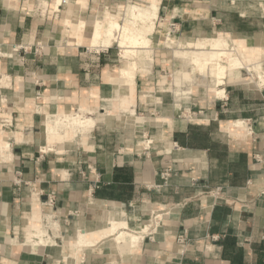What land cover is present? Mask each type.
Here are the masks:
<instances>
[{
	"label": "crops",
	"instance_id": "obj_1",
	"mask_svg": "<svg viewBox=\"0 0 264 264\" xmlns=\"http://www.w3.org/2000/svg\"><path fill=\"white\" fill-rule=\"evenodd\" d=\"M56 1L0 0V138L9 143L0 150V264H264V86L225 77V98L200 100L183 85L151 84V67L120 87L111 81L119 47L87 39L95 20L129 0ZM156 1L155 47L171 25L173 45L219 35L264 45V0ZM80 19L76 44L65 21ZM156 50L153 60L175 57ZM123 96L133 112L118 105ZM80 108L95 122L85 136L49 142L46 121ZM234 120L243 131L228 130ZM50 192L53 207L42 203ZM111 214L138 242L120 250L110 236L75 253L78 230L100 229Z\"/></svg>",
	"mask_w": 264,
	"mask_h": 264
},
{
	"label": "bare ground",
	"instance_id": "obj_2",
	"mask_svg": "<svg viewBox=\"0 0 264 264\" xmlns=\"http://www.w3.org/2000/svg\"><path fill=\"white\" fill-rule=\"evenodd\" d=\"M58 1L60 3L62 0H57L56 3H58ZM158 8L159 7L156 0H147L145 1V3L141 5L130 3L126 5L123 10V16H125L127 20L126 25L125 24L122 25L119 22H117L119 19L117 20V17L115 19L114 13H110V12L109 13L107 12L102 19L95 20L92 24V28L90 30L89 37L87 39L88 46L95 48L109 47L111 46L113 41H115L117 46L120 48V56L126 59L124 64L118 67L117 75L111 77V81H113L114 83H117L121 79L122 84L119 85L120 87H124V88L129 87L130 89H132L135 82L134 79H135V71L137 69V61L136 60L130 61L128 60L129 57L132 56L137 57L139 62L138 69L140 72L143 71L144 68L147 69L150 68L152 61V56L150 52L152 51L149 49V44H150L149 34H151L154 31L155 20L158 16V10H159ZM66 23L67 25H69L71 29V34L76 37V44H80L81 42L80 32L78 33L77 30L82 28L83 30L85 29L86 27L85 21L81 19L75 22H70L69 20H66ZM166 37H167L166 38L167 43L169 44L176 43L174 42V40L170 39L169 33L166 35ZM228 38L229 37L226 35H223V37L217 36V37H209V38L208 37L199 38V39L187 41L186 43H184V47H182V45L181 46L179 45L181 43H177L176 44L177 46L175 48V53L176 55H179L181 53L188 52L191 49H204V48L206 49V47H209L210 51L206 56H204L203 58L196 56L194 57L196 61L194 63L196 64L200 63L201 65L200 64L198 65H200L201 67L198 68L201 69L202 66L204 67L205 65L211 63L210 61L211 59L215 58L217 61L218 60L221 61L223 58H227L228 60L227 65L216 62V69L214 71V77L216 79L215 85L220 86L224 83V79L226 77L228 70H239L246 67V66L244 67V64L246 62H244L243 64L242 62L243 60L239 59V57L230 56L231 54L230 51L234 50L235 47L232 49L227 48ZM181 48L184 49L181 50ZM247 48L248 50H250V52L245 51L247 52L244 54L246 60L247 59L252 60L253 58L259 57L260 55L264 57V47H262L260 51L254 50L253 46L251 45H249ZM262 56H260L259 58L260 60ZM257 62H259V60ZM246 69H248V67H246ZM256 69H257L256 75L259 82H262L264 84V70H260L261 69L260 65H256ZM222 91L223 89L217 90V95H219L220 92ZM118 103H119L118 105L124 109L130 111L133 110L132 108H130L131 104L133 103L132 96L130 97L123 96L122 98L119 99ZM79 111L76 112L62 111L55 114L53 118H50L46 121L45 131L49 142L52 141L54 138L59 139V137L57 136L58 135L57 131L59 129H64L65 134L69 133L71 134V137L78 135L84 137V133L87 130V128L94 125L95 122L94 119L86 118L83 115H81ZM138 120H141V118L138 117ZM243 129H244V125L241 120H234L232 122H229L228 130L230 132H234V133L241 132L243 131ZM8 146L9 143L6 140L0 138V150L3 148H7ZM46 149L47 148H44L43 150L45 151ZM119 214L117 216L111 214V216H109L108 219H106L107 220L106 225L100 229L97 230L79 229L78 233L76 232L77 234L74 237V240L73 239L69 240V246L73 248L74 252L76 253L78 250L76 249L77 247L79 248L83 246H92L98 240L106 236L108 237L113 236L112 240H114L115 244L118 246L120 250H123L125 246H129V245L134 246L142 235L140 236L139 234H137L136 231L130 230L126 219L124 217H121V215ZM32 215L33 218L35 219V222L32 224V228L34 229L33 230L34 232L32 234L36 236H41L45 233V230L42 229L39 224L40 211L34 209ZM146 227L147 224L144 225L142 229ZM40 242L42 243L43 240L40 239Z\"/></svg>",
	"mask_w": 264,
	"mask_h": 264
},
{
	"label": "rangeland",
	"instance_id": "obj_3",
	"mask_svg": "<svg viewBox=\"0 0 264 264\" xmlns=\"http://www.w3.org/2000/svg\"><path fill=\"white\" fill-rule=\"evenodd\" d=\"M60 3L58 1V3H56V4L59 5ZM130 3H135V4H139V5L143 4V2H141V1L139 2V0H129V1H126L123 4V6H121L119 8V10L114 12L115 19L117 17V20L119 19L117 22H119L122 25H124V24L126 25V23H127L125 16H123V10H124L125 6L130 4ZM65 23H66V21H65ZM91 28H90V30H91ZM81 30L83 31V28L78 29L77 31H78V33L80 32V37H81V41H82V36H81L82 31ZM168 31H170V30H168ZM152 33L149 35L151 36ZM167 34H168V32H167ZM219 37H223V35H219ZM227 43H228L227 44L228 49H232L235 47L234 50H231V51L228 50L231 53L230 56L239 57V59L243 60L242 61L243 64H244V62H246L244 64V67L245 66L248 67V69H246V67H245V68L239 69L238 71L228 73L226 76V80H228V83H230L231 85H238V84H244V85L250 84V85H252L254 83H258L259 85L264 86V84L262 82H259L257 75H256V71H257L256 65H260V68H261L260 70H264V57L262 55H260V56H262L261 60L259 59L260 56L257 58H253L252 60H248V59L246 60V57L244 56V54L247 52H250V50H248V48H247L249 45H245V44L241 43V41L234 40V39H232L231 41H229L227 39ZM112 44L117 45L115 41H113ZM173 44H169V43L162 44L161 43V45H157L155 47L154 45L151 44V39H150L149 49L152 51V52H150V54L152 56L150 68L152 67L155 70L153 72L155 78H153L151 80L152 81L151 84L162 85L164 87H167L168 90H171L172 86H175V85L176 86H182L183 85L185 97L191 96L194 93V96L199 97L200 100L206 99L208 97L222 98V99L225 98V90L220 92L219 95H216L217 90H221L224 88L225 79H224V83L222 85L216 86L215 85L216 79L214 77V71L216 69V62L227 65L228 64L227 58H223L221 61L220 60L217 61L215 58L211 59L210 60L211 63L205 65L204 67L202 66V69H201V68H198V67H201L200 63H198L200 65L194 63V62H196L194 57L196 56V57H202L203 58L210 51L209 47H206V49L205 48L204 49H191L188 52L179 54L180 55L179 56V55H176V53H175V48L177 45H173ZM179 45L181 46V44H179ZM36 46L39 47V49L37 50V48H35L34 51L38 52L41 49L40 44H38ZM87 46H88V44H87ZM168 46L173 47L172 49H174V51L171 50ZM161 47L167 48V51H169L170 54L173 52L175 54V57L174 58L172 56L168 57V61L156 60V59H158V57H155V60H153V55H152L153 49L155 48V51L157 52L158 50H156V49L157 48L161 49ZM182 47H184V46H182ZM262 47H264V45L261 46V45L257 44V45L253 46V49L260 51V49ZM89 48H95V47H89ZM96 48H99V47H96ZM183 49L184 48H181V50H183ZM164 50H166V49H164ZM118 51H120V48L118 49ZM245 51H247V52H245ZM238 52H239V54H238ZM199 53H200V56H199ZM128 60H130V61L136 60L137 61V69L135 71V75H136V73L139 71V69H138L139 68V62H138L137 57L132 56V57H129ZM258 60H259V62H257ZM125 61H126V59H124L120 56V62L117 64V66L114 67L115 75H117L118 67L122 66ZM150 68L149 69L144 68L143 71H141V72L139 71L141 73L140 76L144 77V74L147 73V71L150 70ZM141 80L145 81L143 79H141ZM115 84L121 85L122 84L121 79ZM116 101H118V100H116ZM79 112L81 115H83L86 118L92 117L91 114L83 113L84 112L83 108H80ZM131 112H133V110ZM182 112H185V114H189L190 116L193 115L192 111L191 112L188 110L184 111L183 108H180L179 110H177L178 114H182ZM152 122H154V121H152ZM88 128H87V130H88ZM86 131L84 133V136L86 134ZM57 132H58L57 136L59 137V139L64 138V137L66 139L72 138L71 134H69V133L65 134L64 129H59ZM244 132L246 133L247 130L245 129ZM46 196H47V194H45V198L42 200L43 204H44V201L46 200ZM53 206H54V204H53ZM34 209L39 210L36 206H34L33 210ZM143 229H145V228H143ZM106 237H108V236H106ZM111 237L113 238V236H111ZM103 238H105V237H103ZM76 249H78V247Z\"/></svg>",
	"mask_w": 264,
	"mask_h": 264
},
{
	"label": "built area",
	"instance_id": "obj_4",
	"mask_svg": "<svg viewBox=\"0 0 264 264\" xmlns=\"http://www.w3.org/2000/svg\"><path fill=\"white\" fill-rule=\"evenodd\" d=\"M174 29H175L174 25H171V29L170 31H168V33L174 32L175 31ZM54 202H55L54 193L53 192L48 193L46 196V200L44 201V205L53 206Z\"/></svg>",
	"mask_w": 264,
	"mask_h": 264
}]
</instances>
